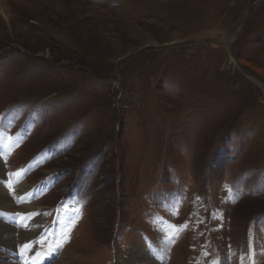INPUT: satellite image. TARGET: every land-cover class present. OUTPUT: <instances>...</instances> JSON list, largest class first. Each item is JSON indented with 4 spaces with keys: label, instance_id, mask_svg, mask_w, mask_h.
<instances>
[{
    "label": "rangeland",
    "instance_id": "obj_1",
    "mask_svg": "<svg viewBox=\"0 0 264 264\" xmlns=\"http://www.w3.org/2000/svg\"><path fill=\"white\" fill-rule=\"evenodd\" d=\"M0 9L3 170L47 182L0 256L78 209L54 264H264V0Z\"/></svg>",
    "mask_w": 264,
    "mask_h": 264
},
{
    "label": "bare ground",
    "instance_id": "obj_2",
    "mask_svg": "<svg viewBox=\"0 0 264 264\" xmlns=\"http://www.w3.org/2000/svg\"><path fill=\"white\" fill-rule=\"evenodd\" d=\"M0 1L2 2L3 0H0ZM0 12L3 13V15H5L3 10L0 9ZM3 144L4 143L0 141V155H2V157L4 156L3 154L5 153V149H6L3 146ZM2 163H3L2 158H0V213L34 214L32 216L30 223L33 226L34 225L35 226L32 227L30 230H25L23 228H20V229L23 231L24 236L30 234L32 238H35L36 233L33 231V228L35 230L36 225L40 221L38 222V217H37L38 210H37V206L33 204V199L43 191V189L47 185V182H42L40 185L35 187V189H30L27 185L26 176L23 173L20 183L15 184L14 186L15 196H13L9 192L8 188L3 186V182L7 181L8 178H7L6 173L3 170ZM16 231H17V227H13L11 224L0 220V246L3 247V250L7 252L12 251L13 247L16 244V237H14V235L16 234ZM151 248L152 249L150 252L148 251L149 252L148 254L139 253L140 257L138 259L143 258L146 264H162L161 261L162 259H164V255L168 248V244L164 241L156 242L154 243V245L151 246ZM5 251H3V256H0V264H19V261H18L19 257L15 255L14 257L13 255L5 253ZM17 258L18 260L16 261ZM134 259L138 261L136 257H134ZM28 264H31V262L29 261ZM57 264H66V263L58 262Z\"/></svg>",
    "mask_w": 264,
    "mask_h": 264
},
{
    "label": "snow or ice",
    "instance_id": "obj_3",
    "mask_svg": "<svg viewBox=\"0 0 264 264\" xmlns=\"http://www.w3.org/2000/svg\"><path fill=\"white\" fill-rule=\"evenodd\" d=\"M2 158V155H0ZM23 170L16 173H10L9 179L3 182V186L7 187L9 192L15 196L14 186L20 183ZM15 178V179H13ZM230 196L232 195L231 189H228ZM170 215H176L177 211L175 206L168 210ZM34 214H5L0 213V220L3 222L11 224L13 227L23 228L25 230H30L33 225L30 223L32 216ZM79 210L70 209L68 215L65 217V222L61 224L59 220L54 221L55 227L45 229L41 234L40 238L36 241H29L23 245L18 246V250L14 253L15 256L19 257V264H43L45 258H51L52 264H54L55 258L59 255L60 251L63 249L65 244L69 242L71 230L78 219ZM162 218H154L152 223L154 225H159ZM165 227L170 230L171 233H178L183 231L187 225H182L177 227L176 225L164 222ZM158 231L163 232L164 229L158 227ZM166 243L172 242V235H167ZM34 244L40 245L41 250L36 251L33 254ZM151 249V245L149 246ZM31 254V255H30Z\"/></svg>",
    "mask_w": 264,
    "mask_h": 264
}]
</instances>
